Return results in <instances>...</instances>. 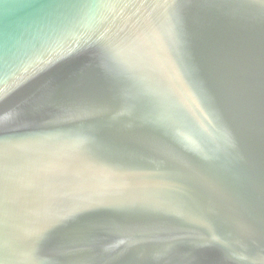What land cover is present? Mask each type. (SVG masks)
Returning <instances> with one entry per match:
<instances>
[{"label": "water", "instance_id": "95a60500", "mask_svg": "<svg viewBox=\"0 0 264 264\" xmlns=\"http://www.w3.org/2000/svg\"><path fill=\"white\" fill-rule=\"evenodd\" d=\"M0 264H264V0H0Z\"/></svg>", "mask_w": 264, "mask_h": 264}]
</instances>
